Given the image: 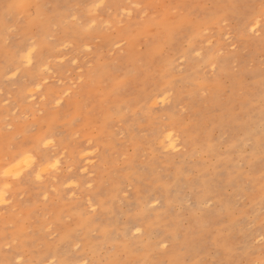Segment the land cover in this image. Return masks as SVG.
I'll return each instance as SVG.
<instances>
[{
    "label": "rangeland",
    "instance_id": "1",
    "mask_svg": "<svg viewBox=\"0 0 264 264\" xmlns=\"http://www.w3.org/2000/svg\"><path fill=\"white\" fill-rule=\"evenodd\" d=\"M0 264H264V0H0Z\"/></svg>",
    "mask_w": 264,
    "mask_h": 264
},
{
    "label": "bare ground",
    "instance_id": "2",
    "mask_svg": "<svg viewBox=\"0 0 264 264\" xmlns=\"http://www.w3.org/2000/svg\"><path fill=\"white\" fill-rule=\"evenodd\" d=\"M27 61L28 62H31V56H28ZM168 138H171V135H168ZM170 147L174 149V148H176V144L175 143H171V146Z\"/></svg>",
    "mask_w": 264,
    "mask_h": 264
}]
</instances>
